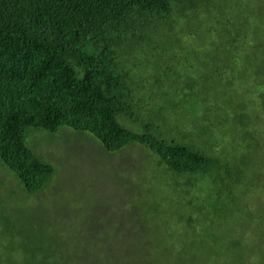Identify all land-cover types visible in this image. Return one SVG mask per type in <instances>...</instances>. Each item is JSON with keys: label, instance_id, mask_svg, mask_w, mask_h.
<instances>
[{"label": "trees", "instance_id": "16d2710c", "mask_svg": "<svg viewBox=\"0 0 264 264\" xmlns=\"http://www.w3.org/2000/svg\"><path fill=\"white\" fill-rule=\"evenodd\" d=\"M254 1L0 0V164L26 197L46 191L57 175L35 151L36 136L62 129L88 134L110 157L145 150L135 154L174 177L173 192L206 195L207 179L225 191L208 192L217 199L198 202L188 215L180 206L178 235L157 228L155 208L144 207L137 223L148 236L137 245L114 234L82 239L76 222L19 226L1 195L12 226L0 225V264H264V18L217 19L214 29L205 23L217 9L261 14L246 5ZM194 18L206 31L200 43L223 60H212L199 84L156 75L155 93L146 97L144 86L129 81L128 59L136 47L154 49L153 36L184 35ZM249 36L262 38L249 46ZM151 61L143 54L144 66ZM252 95L261 101L240 109L237 98Z\"/></svg>", "mask_w": 264, "mask_h": 264}, {"label": "rangeland", "instance_id": "374dc122", "mask_svg": "<svg viewBox=\"0 0 264 264\" xmlns=\"http://www.w3.org/2000/svg\"><path fill=\"white\" fill-rule=\"evenodd\" d=\"M246 5L253 6L254 10L261 9L262 13H255L250 8L242 7L233 10L232 14L231 11L217 9L218 11L213 12V17L211 16L205 23L214 29L221 21L236 24L244 17L254 22L264 18V0H255ZM217 19L221 21L218 22ZM188 22L190 27L187 33L181 35V31L178 32L176 29L174 35L170 34L168 39L163 38V34L159 38L153 36L152 41L157 44L156 47L149 50L145 48L143 51L136 47L132 57L125 64L124 69L131 75L129 81L136 86H144L140 93L146 97H152L155 93L151 85L155 83L152 77L156 75H172L175 77L174 81L180 85L199 84L203 76H207L208 71L214 68L212 60H223V57L218 58L212 52L211 44L200 43L206 31L197 27V20L188 19ZM209 37L214 45H219L221 40L217 33L212 32ZM261 38L249 36L247 43L249 46L259 44ZM187 40L191 43L186 44ZM145 53H148L152 60L148 62V66L142 64ZM139 56L141 61L136 59ZM173 60L176 61L172 62ZM228 76L235 77L234 74ZM144 81L147 82V86L142 84ZM162 92L166 98L175 100L179 98L178 94H166L165 90ZM251 100L261 101L257 95H252L247 97L245 102L243 99L238 102L237 98L236 104L241 109L249 105ZM186 106L191 105L187 103ZM205 109L207 106L203 104L198 111ZM245 117L239 115V118ZM36 139L35 151L48 158L55 165L57 173L46 191H41L38 196L26 197L14 176L0 164V196H6L13 209L10 211H15L11 214L13 220L19 226L27 223L30 228H36V224L47 226L57 224L59 221L76 222L82 239L100 242L106 235L114 234L120 242L137 245V242L143 241L139 239L148 236L143 224L141 226L139 224L146 217L141 213L144 207L155 208L151 211L158 222L157 228L166 226L170 232L178 235L180 226L176 227V224H180L178 220L180 206H183L182 212L188 215L197 208L198 202L217 199L215 196L208 197V192H225L219 184L215 185L210 179H207V182L212 188L203 189L206 195L191 198L190 193L183 195L173 192L170 181L174 177L164 174L153 167L151 162L147 163L137 156L136 154L144 156L146 153L145 150L140 151L138 147H130L110 157L103 153L99 143L93 141L88 134L71 129H62L53 136L41 131ZM230 163L232 166L233 160H230ZM14 201L16 203H13ZM18 205L24 208L21 209ZM12 217L0 211V225H9ZM6 231L12 232L13 229L9 228ZM72 234H76L74 230Z\"/></svg>", "mask_w": 264, "mask_h": 264}]
</instances>
